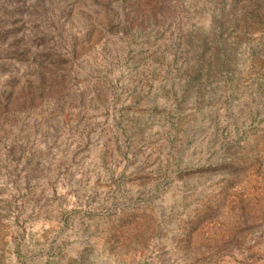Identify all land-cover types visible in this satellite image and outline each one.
Here are the masks:
<instances>
[{"label": "rangeland", "instance_id": "1", "mask_svg": "<svg viewBox=\"0 0 264 264\" xmlns=\"http://www.w3.org/2000/svg\"><path fill=\"white\" fill-rule=\"evenodd\" d=\"M0 264H264V0H0Z\"/></svg>", "mask_w": 264, "mask_h": 264}]
</instances>
